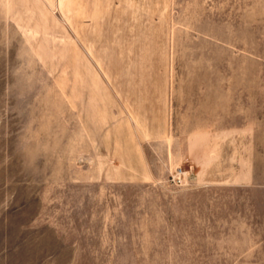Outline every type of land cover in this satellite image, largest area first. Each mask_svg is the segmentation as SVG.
Listing matches in <instances>:
<instances>
[{
  "label": "rangeland",
  "instance_id": "rangeland-1",
  "mask_svg": "<svg viewBox=\"0 0 264 264\" xmlns=\"http://www.w3.org/2000/svg\"><path fill=\"white\" fill-rule=\"evenodd\" d=\"M0 264H264V0H0Z\"/></svg>",
  "mask_w": 264,
  "mask_h": 264
}]
</instances>
